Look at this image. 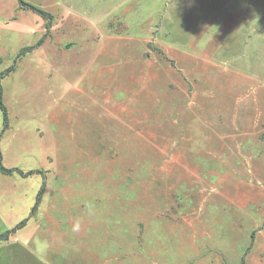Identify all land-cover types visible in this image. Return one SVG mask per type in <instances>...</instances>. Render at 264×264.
Returning a JSON list of instances; mask_svg holds the SVG:
<instances>
[{"label": "rangeland", "instance_id": "rangeland-1", "mask_svg": "<svg viewBox=\"0 0 264 264\" xmlns=\"http://www.w3.org/2000/svg\"><path fill=\"white\" fill-rule=\"evenodd\" d=\"M0 93V264H264V0H0Z\"/></svg>", "mask_w": 264, "mask_h": 264}, {"label": "trees", "instance_id": "trees-1", "mask_svg": "<svg viewBox=\"0 0 264 264\" xmlns=\"http://www.w3.org/2000/svg\"><path fill=\"white\" fill-rule=\"evenodd\" d=\"M28 8L32 9L34 12L38 13L39 15H41L42 17H44L45 19H48L49 18V14L47 12H44L40 9H37L36 7L32 6V5H26ZM50 23L47 25V28H50ZM45 38V37H44ZM44 38H42L39 42H38V45L37 46H41L44 42ZM33 50V48L31 49H28V50H25V51H22L20 54L23 55L25 52L27 51H31ZM12 69V68H11ZM13 70V69H12ZM0 110L3 112V115H4V120L5 122L7 123V110L5 108V106L3 105V102H2V95L0 93ZM0 172H2L3 174L5 175H12L14 173H19L21 176L23 177H26V176H29V175H32L34 174L35 172H28V173H24L22 172L21 170L19 169H7L5 168L3 165H2V158H1V154H0ZM40 173V171H37ZM43 193H44V187L42 188V190L40 191L39 195H38V198H37V202L32 210V215L35 214L41 204V201H42V196H43ZM27 221L28 219L24 220L22 223H20L16 229H13V230H10V231H7L5 234L1 235L0 236V241H7L9 240V237L15 233L16 230L18 229H21L23 227L26 226L27 224ZM254 236V235H253Z\"/></svg>", "mask_w": 264, "mask_h": 264}, {"label": "crops", "instance_id": "crops-1", "mask_svg": "<svg viewBox=\"0 0 264 264\" xmlns=\"http://www.w3.org/2000/svg\"><path fill=\"white\" fill-rule=\"evenodd\" d=\"M192 1H194V0H192ZM217 1L220 2V0H217ZM198 14H199V12H198ZM214 21L217 22V23H216L217 25H215V27H218V25H219L221 22H223V20L216 21L215 19H214ZM215 22H214V23H215ZM224 22H225V21H224ZM227 23H228V22H225V25H227ZM241 23H242V21H239V22H238V24H240L238 27H242V24H241ZM235 26H237V25L235 24ZM235 26H232V27H235ZM225 27H226V26H225ZM232 27H231V28H232ZM227 28H228V27H227ZM246 29H250V28L246 27Z\"/></svg>", "mask_w": 264, "mask_h": 264}]
</instances>
